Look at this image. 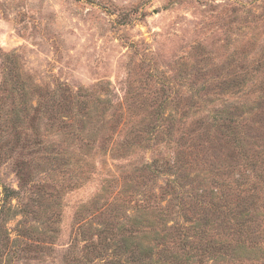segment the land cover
<instances>
[{
    "label": "rangeland",
    "instance_id": "1",
    "mask_svg": "<svg viewBox=\"0 0 264 264\" xmlns=\"http://www.w3.org/2000/svg\"><path fill=\"white\" fill-rule=\"evenodd\" d=\"M216 194L263 236L264 0H0V264H185L156 241Z\"/></svg>",
    "mask_w": 264,
    "mask_h": 264
},
{
    "label": "trees",
    "instance_id": "2",
    "mask_svg": "<svg viewBox=\"0 0 264 264\" xmlns=\"http://www.w3.org/2000/svg\"><path fill=\"white\" fill-rule=\"evenodd\" d=\"M240 142L241 141H233V143H235V146L238 148H240ZM172 182L173 183L168 186L173 193H176V195H178L179 193H177L175 189H177L176 185L180 186V184H178L176 180H172ZM7 194L8 193L4 190V196H7ZM211 196H209L210 201H208V211L201 209V211L195 212L194 215L192 214L194 217V223L192 225H190L189 227L187 226V228H185L184 226H178L179 228H171L175 229V231L177 229L181 236H170L168 240L166 234L163 233L162 238H165L166 240L162 243H158V241H156L157 245H162L161 249L157 250L160 261L184 262L185 264H188L191 261L193 264H200L203 256H216V262L221 261L227 264L228 262L239 261L241 259L240 250H247L253 256H256V254L258 253L264 255V234L262 236L259 235V232L257 233L259 229L256 227L255 219L252 215L253 211L252 213H249V211L251 212L252 208L247 204V201L241 199L237 200V204H227V202H223V200L221 199V194H216V200ZM198 200L200 201L199 206H201V202H203V199ZM179 204L180 207L178 208L180 210H187L185 208L187 204L186 200H184L183 202H179ZM164 207L166 208V206ZM155 208L157 207L155 206ZM165 208L160 206L158 207V209L161 210V214ZM198 210H200L199 207ZM201 212L205 214H201ZM208 212H210L211 214L216 212V220L223 216L224 213H227V222L222 220V223L231 225V227L229 226L231 231L229 235L231 236L232 241L230 239H209L210 241H206V243L201 246L200 240L204 237V233H206L204 229L206 227L205 224L209 222ZM158 221L165 224L164 218L158 219ZM222 223L220 224L222 225ZM135 225H138L137 221ZM189 231L193 233V236H196L199 242L194 243L193 240H189V235L187 234ZM155 233L157 236L159 235L158 231H155ZM216 234L219 233L216 231ZM131 235L132 233H128V235L121 237L118 240V242L120 243H114L111 247V251L113 254H119L118 256L120 257L125 254L127 257H129L131 264H135V262H140L143 264L144 260L151 258L152 248L148 247L147 245H143L142 241L140 240H129V236ZM170 244H172L173 250L169 248ZM162 251L166 252V257L168 259L164 258ZM172 251H174V253H172ZM134 253H137V255ZM243 258L247 257L243 256ZM259 258L263 259V257ZM112 260H115V258ZM105 261H107V264L113 262L115 264L121 263V260L111 261V259L108 257H106Z\"/></svg>",
    "mask_w": 264,
    "mask_h": 264
}]
</instances>
